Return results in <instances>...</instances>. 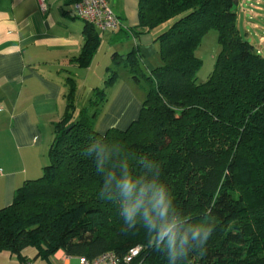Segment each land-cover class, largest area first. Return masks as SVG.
Here are the masks:
<instances>
[{"label": "trees", "instance_id": "trees-1", "mask_svg": "<svg viewBox=\"0 0 264 264\" xmlns=\"http://www.w3.org/2000/svg\"><path fill=\"white\" fill-rule=\"evenodd\" d=\"M238 1L138 0L135 29L170 22L155 39L159 65L146 72L136 49L114 53L78 117L66 82L48 163L0 208V251L20 264L32 261L27 247L34 258H93L134 246L133 264H264V56L237 28ZM209 30L219 51L198 82L195 52ZM81 33L86 66L99 37L87 23ZM117 68L145 97L124 129L101 133L94 124Z\"/></svg>", "mask_w": 264, "mask_h": 264}, {"label": "crops", "instance_id": "crops-1", "mask_svg": "<svg viewBox=\"0 0 264 264\" xmlns=\"http://www.w3.org/2000/svg\"><path fill=\"white\" fill-rule=\"evenodd\" d=\"M106 2L120 27L105 31L93 27L99 43L88 65L80 66L77 57L85 22L73 14L74 0H44L43 10L38 0H0V208L11 203L15 190L26 180L41 175L54 124L65 112L68 80L76 88L74 115L78 117L93 89L102 86L114 53L124 55L136 49L146 72L159 65L155 39L170 22L140 32L135 29L138 0ZM235 9L240 34L247 40L254 38L255 43L248 41L262 53L264 0H239ZM124 71L117 68V81ZM123 82L114 90L116 97L110 100L106 93L107 101L96 120L98 132L111 127L124 129L137 117L141 103L137 101L132 108L128 81ZM35 253L34 247L22 251L30 260ZM50 258L54 264L75 263L62 250ZM0 264L20 261L10 258Z\"/></svg>", "mask_w": 264, "mask_h": 264}, {"label": "built area", "instance_id": "built-area-1", "mask_svg": "<svg viewBox=\"0 0 264 264\" xmlns=\"http://www.w3.org/2000/svg\"><path fill=\"white\" fill-rule=\"evenodd\" d=\"M40 8L44 9V0H38ZM73 14L92 25L94 28L105 30H116L120 27V21L115 16L106 0H78L72 4ZM140 246L129 248L122 256H117L113 251H105L93 258L85 256H67L74 258L72 264H133L134 259L139 255ZM22 264H34L32 261H25ZM71 264V263H64Z\"/></svg>", "mask_w": 264, "mask_h": 264}, {"label": "rangeland", "instance_id": "rangeland-1", "mask_svg": "<svg viewBox=\"0 0 264 264\" xmlns=\"http://www.w3.org/2000/svg\"><path fill=\"white\" fill-rule=\"evenodd\" d=\"M252 4L253 3H250V5ZM248 40H250L252 43H255L254 38H251L250 36ZM218 51H219V44L217 41V32L215 30H209L201 39V42L195 52L196 56L202 62L197 72V76H196L198 82L205 81L208 75L210 74V72L212 71L215 57ZM261 55L264 56V51H262ZM127 77H130L129 73H127L126 71L120 72V80L116 81L114 85L107 88L106 93L108 94L111 100L112 98L116 97L114 90H117L119 87H121L122 83H124L123 82L124 80L128 81V86L131 91V96L134 99V101L131 102L132 108H133L135 107L134 105L135 103H137V101L141 103L142 100L144 99L146 87L142 85H136L131 79H127ZM94 127H96V121H95ZM47 163H48V158L45 164ZM35 256L36 254H34L32 259ZM10 258H15V260H18L17 256L11 253L10 251H7V250L0 251V261L1 262L7 263V261ZM33 260H34L33 262L34 264H54V262L51 261L50 257L48 258L36 257Z\"/></svg>", "mask_w": 264, "mask_h": 264}, {"label": "clouds", "instance_id": "clouds-1", "mask_svg": "<svg viewBox=\"0 0 264 264\" xmlns=\"http://www.w3.org/2000/svg\"><path fill=\"white\" fill-rule=\"evenodd\" d=\"M127 186V185H126Z\"/></svg>", "mask_w": 264, "mask_h": 264}]
</instances>
